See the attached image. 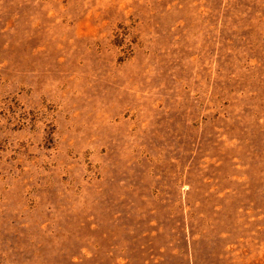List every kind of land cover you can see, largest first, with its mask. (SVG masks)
Instances as JSON below:
<instances>
[{
	"label": "rangeland",
	"instance_id": "obj_1",
	"mask_svg": "<svg viewBox=\"0 0 264 264\" xmlns=\"http://www.w3.org/2000/svg\"><path fill=\"white\" fill-rule=\"evenodd\" d=\"M0 264H264V0H0Z\"/></svg>",
	"mask_w": 264,
	"mask_h": 264
}]
</instances>
